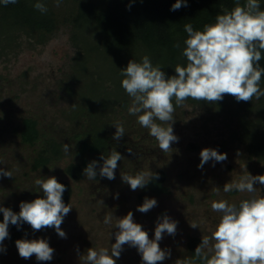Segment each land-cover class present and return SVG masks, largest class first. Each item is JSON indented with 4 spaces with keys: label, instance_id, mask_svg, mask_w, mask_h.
I'll list each match as a JSON object with an SVG mask.
<instances>
[{
    "label": "rangeland",
    "instance_id": "rangeland-1",
    "mask_svg": "<svg viewBox=\"0 0 264 264\" xmlns=\"http://www.w3.org/2000/svg\"><path fill=\"white\" fill-rule=\"evenodd\" d=\"M120 1L125 0H60L59 5L57 0H42L48 9L44 14L33 7L37 0H17L12 9L0 3V168L12 173V177H0V205L19 208L21 201L37 198L42 193L34 183L37 178L54 176L69 181L73 188L69 202L72 210L61 225L66 238L59 237L54 229L34 232L28 224L18 238L47 239L54 249L53 259H23L16 240H8L3 242L0 264H84L81 255L88 248L110 249L115 243L117 229L103 222L105 215L112 213L115 222V217L129 211L150 238H154L161 216L166 214L176 221V234L165 233L159 242L161 249L171 253L160 264L183 262L190 259L188 239L210 235L219 222V213L211 210L213 201L226 199L238 205L251 195L224 193V184L247 173L264 175V159L249 150L252 134L264 132V105L260 102L264 96L255 98L249 110L231 100H188L189 110L176 108L173 129L178 141L167 153L138 124L137 117L129 115L131 98L121 86V69L143 53L108 54L94 28L99 16L115 29ZM27 20H52L54 26L50 31L37 30ZM119 97L122 99L112 103ZM106 102L108 107L102 109ZM28 116L36 117L44 132L55 136L63 148L64 144L75 146L64 151L61 160L34 170L39 147L24 144L19 134L22 120ZM117 122L125 129L119 142L112 139ZM94 124L124 159L118 163L113 180L98 176L95 180L84 177L72 181L65 169L78 160L79 136ZM203 148L226 153L227 159L209 161L200 169L197 166ZM110 153L104 150L102 154L107 157ZM101 155L96 159L100 164ZM159 169L167 172L169 193L151 197L157 200V206L141 213L137 211L142 204L141 189L131 190L122 182L121 173L135 175ZM254 187L264 194V185L257 183ZM116 264H142V260L136 248L124 245Z\"/></svg>",
    "mask_w": 264,
    "mask_h": 264
},
{
    "label": "clouds",
    "instance_id": "clouds-1",
    "mask_svg": "<svg viewBox=\"0 0 264 264\" xmlns=\"http://www.w3.org/2000/svg\"><path fill=\"white\" fill-rule=\"evenodd\" d=\"M59 2L57 0V5ZM0 3L7 6L17 3V0H0ZM182 6H187L186 0H175L170 10L176 11ZM33 7L42 14L48 10L42 0H37ZM184 30L187 38L182 54L187 63L186 66L177 64L174 75L169 76L159 66H153L148 56H144L141 62L129 60L121 69V86L131 98L129 115L137 117L138 124L148 130L165 153L172 152V143L178 141L173 129L176 108L189 110L186 103L189 99L216 103L229 95L237 102H250L254 97L264 96L260 87L264 68L259 65L264 58V10H261L259 0H246L243 5L237 2L230 11L218 14L214 23L204 25L203 30H194L191 24H185ZM113 126L116 131L112 139L119 142L125 135V129L120 122ZM74 146L64 144V151L67 153ZM199 155L197 167L200 169L209 161L223 162L227 159L226 153L214 148H203ZM100 159L102 164L97 160L89 162L83 169V175L87 180H95L98 176L115 179L118 162L124 156L112 150L109 156L102 154ZM0 177H12V173L0 168ZM153 178L158 179V174L154 175L151 170L139 171L135 175L121 173L122 182L133 191L145 188ZM34 183L42 196L30 202L21 201L18 213L0 205V213L3 214L0 251L5 250L3 242L9 238V225L19 228L26 223L34 232L53 228L59 237L66 238L61 225L72 207L63 200L65 185L54 176L37 178ZM257 183L264 185V175L247 173L238 180L225 183L224 193L236 191L251 195L238 205L226 199L213 201L211 210L219 213L218 224L210 235L201 237L194 250V258L183 262L177 260L176 264H196V260L200 264H264V194L254 187ZM215 190L219 194V188ZM155 206V198L145 197L137 211L147 213ZM113 218L114 215L108 213L103 222L117 229L115 243L110 249L88 248L86 254L81 255L84 264H116L124 245L137 249L142 264H160L170 257V250L161 249L159 244L165 233L170 236L176 234L177 222L169 216L165 214L158 219L154 238H150L142 225L134 221L131 211L123 217H115V222ZM190 226L197 228L196 225ZM15 246L23 259L33 256L41 262L53 259L54 249L47 239H18Z\"/></svg>",
    "mask_w": 264,
    "mask_h": 264
},
{
    "label": "trees",
    "instance_id": "trees-1",
    "mask_svg": "<svg viewBox=\"0 0 264 264\" xmlns=\"http://www.w3.org/2000/svg\"><path fill=\"white\" fill-rule=\"evenodd\" d=\"M237 2L243 5L246 3V0H186V7L182 6L176 11H171V6L175 3V0H131L130 7V0H125L118 3L121 10L115 18V29L103 17L99 16L95 18L94 28L101 35L104 51L108 54L142 52L143 56H140L137 61L134 59L136 62H141L144 56H148L153 66H159L162 71L170 76L175 74L174 69L177 64L186 66L187 63L186 58L182 54L185 48L184 41L187 38L184 25L191 24L194 30H203L204 25L214 23L218 14L230 11L235 7ZM259 2L261 10H264V0H259ZM13 6L14 4H8L5 8L12 9ZM27 21L37 30L50 31L54 26L52 20ZM177 44H179V47H176ZM133 56L136 57L137 55ZM262 57H264V53H262ZM259 65L264 68V58L259 61ZM260 86L264 87V76H262ZM121 99L119 97L113 100L112 103ZM254 99L255 97L250 102L241 101V106L249 110ZM227 100L240 103L234 97L225 95L222 101L226 102ZM260 102L264 105L263 97L260 98ZM106 104L107 102L103 103V107L101 108L108 107ZM90 110L92 117L93 109L91 108ZM19 130L24 144L39 147V150L36 152L37 158L33 162L34 170L46 168L63 158V144L55 136L44 132L40 121L36 117H24ZM101 131L102 129L94 124L86 133L79 136L78 160L70 163L65 169L66 174L72 181L84 179L83 169L89 162L96 160L104 150L106 152L107 150H117L120 152ZM252 137V144L249 148L250 152L264 159V132L252 134ZM155 173L158 174V179L153 178L145 188L141 189V203H143L145 197H159L169 193L167 172L159 169L153 172L154 175ZM58 181L66 187L63 200L65 204H69L73 195L72 185L66 180ZM39 196H42V193ZM9 208L17 213L20 210L18 207ZM2 220L3 214L0 213V222ZM25 225L26 223L22 224L19 228L9 225V238L5 241H15L20 238L21 230ZM48 229L51 230L53 228ZM200 242L201 239L198 237H190L188 239L186 247L190 259L194 258V250ZM196 264H200V261L196 260Z\"/></svg>",
    "mask_w": 264,
    "mask_h": 264
}]
</instances>
